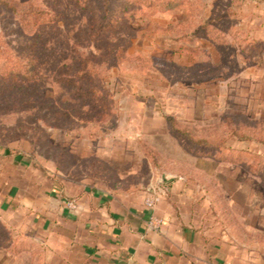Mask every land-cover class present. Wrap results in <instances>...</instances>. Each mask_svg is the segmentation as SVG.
<instances>
[{
    "label": "rangeland",
    "instance_id": "rangeland-1",
    "mask_svg": "<svg viewBox=\"0 0 264 264\" xmlns=\"http://www.w3.org/2000/svg\"><path fill=\"white\" fill-rule=\"evenodd\" d=\"M7 1L18 11L0 0V264L44 263L28 209L66 181L153 193L145 204L178 182L238 264L262 263L264 0H112L126 11L97 40L71 0ZM30 3L62 16L35 35L20 13ZM112 38L119 59L102 56ZM86 55L106 108L65 80Z\"/></svg>",
    "mask_w": 264,
    "mask_h": 264
},
{
    "label": "crops",
    "instance_id": "crops-1",
    "mask_svg": "<svg viewBox=\"0 0 264 264\" xmlns=\"http://www.w3.org/2000/svg\"><path fill=\"white\" fill-rule=\"evenodd\" d=\"M177 183L153 208L144 203L153 193L138 188L56 184L28 209L43 264H238L223 237L192 214L190 188Z\"/></svg>",
    "mask_w": 264,
    "mask_h": 264
},
{
    "label": "trees",
    "instance_id": "trees-1",
    "mask_svg": "<svg viewBox=\"0 0 264 264\" xmlns=\"http://www.w3.org/2000/svg\"><path fill=\"white\" fill-rule=\"evenodd\" d=\"M73 3L79 5L83 9H88V12H90L91 16L89 19V35L92 40H97L100 39L101 37L105 35H111L119 26L120 22L123 19V14L126 11V5H121L119 8H115L112 11V0H98L97 7L94 6V9L92 8L91 5H94L93 0H71ZM6 7L10 8L12 12H17V6L15 4L8 3L7 0H4L3 2ZM45 4V2H43ZM125 4H127L125 2ZM165 4L163 5L162 9H169L172 8L173 6L178 5L177 1H168L167 3H162ZM54 5V4H52ZM51 4L45 5V9L35 6L34 4H29L28 6L24 7L20 11L21 14L27 17L28 21L27 23H30L31 26L35 27L37 35V29L39 28H45L48 27L51 23H54L58 21L61 18V13L53 7ZM99 5V6H98ZM213 19H209L211 21ZM38 29V30H39ZM30 38V46H29V51L28 54L31 56L32 60L29 61L28 65V70L29 72L32 73L34 70L33 67L35 68L36 66L34 65L35 62V57L33 55L34 47H36V39L34 37ZM107 39L109 38L108 36L106 37ZM114 41V39L112 38ZM109 41V40H108ZM107 41V42H108ZM126 48L121 45L120 42L114 41L110 42V45H108L102 54V56L107 59L110 57L111 59H119L122 57V54H124ZM94 56L92 55H86L82 57H77L73 67V73H65V80H68L69 84L73 86L74 88H77L78 90L81 91L82 97L83 98H97L98 101L103 103V99L98 95V90L97 89L99 86L98 81L96 82L97 77H95L96 70H92V62L94 60ZM72 63V65H73ZM72 65L70 64L67 69L71 68ZM30 73V74H31ZM32 79L27 81H31ZM79 84V87L77 85ZM104 107L106 108L107 104L104 102L103 103ZM167 121L169 124V128L176 134H178L182 139H185L187 142L191 144H196L198 146L204 145L203 142L199 143L201 139H195L193 138L187 131L184 129H181L179 126H177L176 122L171 118L167 117Z\"/></svg>",
    "mask_w": 264,
    "mask_h": 264
},
{
    "label": "built area",
    "instance_id": "built-area-1",
    "mask_svg": "<svg viewBox=\"0 0 264 264\" xmlns=\"http://www.w3.org/2000/svg\"><path fill=\"white\" fill-rule=\"evenodd\" d=\"M156 199L155 197H150L146 200V206L153 208L155 203H156ZM156 222H161L159 219Z\"/></svg>",
    "mask_w": 264,
    "mask_h": 264
}]
</instances>
